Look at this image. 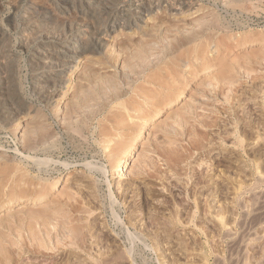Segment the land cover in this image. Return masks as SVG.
<instances>
[{"label":"rangeland","instance_id":"rangeland-1","mask_svg":"<svg viewBox=\"0 0 264 264\" xmlns=\"http://www.w3.org/2000/svg\"><path fill=\"white\" fill-rule=\"evenodd\" d=\"M34 1L0 0V264H263L264 0ZM68 28L102 40L72 73L55 65Z\"/></svg>","mask_w":264,"mask_h":264},{"label":"bare ground","instance_id":"bare-ground-1","mask_svg":"<svg viewBox=\"0 0 264 264\" xmlns=\"http://www.w3.org/2000/svg\"><path fill=\"white\" fill-rule=\"evenodd\" d=\"M34 1V0H33ZM37 0H35L34 2H36ZM46 1V0H45ZM52 1V0H51ZM74 1V0H73ZM77 1H79V0H77ZM85 1V0H84ZM83 1V2H84ZM103 2L104 0H94V3L95 2ZM106 1V0H105ZM109 1V0H108ZM113 1V0H112ZM170 1V0H169ZM87 2H89V1H87ZM93 2V1H92ZM107 2V1H106ZM110 2V1H109ZM134 2V1H133ZM142 2H144V1H142ZM168 2V1H167ZM171 2V1H170ZM175 2V1H174ZM180 2V1H179ZM47 3V2H46ZM50 3H52V2H50ZM49 3V4H50ZM67 3V2H66ZM75 3V2H74ZM77 3H80V2H77ZM108 3V2H107ZM110 3H112V2H110ZM118 3V2H117ZM181 3V2H180ZM21 4V3H20ZM43 4V3H42ZM53 4V3H52ZM51 4V6L54 8V6ZM65 4V3H64ZM68 4H70V3H68ZM83 4V3H82ZM91 4V3H90ZM98 4V3H97ZM106 4V3H105ZM121 4V3H120ZM145 4H146V2H145ZM187 4V3H186ZM38 5V4H37ZM70 5H72V4H70ZM84 5V4H83ZM82 5V6H83ZM96 5V4H95ZM112 5V4H111ZM110 5V6H111ZM136 5V4H135ZM134 5V6H135ZM148 5V4H147ZM152 5V4H151ZM155 5H157V4H155ZM172 5H174V4H172ZM177 5V4H176ZM39 6V5H38ZM49 6V5H48ZM65 6V5H64ZM69 6V5H68ZM90 6V5H89ZM116 6V5H115ZM138 6H140V5H138ZM154 6V5H153ZM163 6V5H162ZM165 6V5H164ZM175 6V5H174ZM182 6V5H181ZM180 6V7H181ZM184 6V5H183ZM35 7V6H34ZM39 7H41V6H39ZM43 7V6H42ZM69 7H71V6H69ZM75 7V6H74ZM73 7V8H74ZM93 7V6H92ZM99 7V6H98ZM112 7V6H111ZM117 7V6H116ZM121 7H122V4H121ZM147 7H149V6H147ZM152 7V6H151ZM178 7V6H177ZM38 8V7H37ZM51 8V7H50ZM52 8V9H53ZM60 8V7H59ZM88 9L89 10V7H85V9ZM105 8V7H104ZM107 8V7H106ZM142 8V7H141ZM154 8V7H153ZM49 9V8H48ZM66 9V8H65ZM75 9V8H74ZM73 9V11L75 12V10ZM80 9V8H79ZM99 9V10H98ZM97 10H93V13H91V14H93V15H91V18H90V20L92 19V16L96 19V20H101L99 23L100 24H104V26H107V27H109L110 26V29L114 26V22L113 21H110V18L108 17V13L106 14L105 13V10H100V8H98ZM110 9H112V8H110ZM113 9H114V6H113ZM152 9V8H151ZM28 10V9H27ZM27 10H26V12H27ZM34 10H36V7H35V9ZM43 10H44V8H43ZM47 10V9H46ZM50 10V9H49ZM62 10H64V9H62ZM68 10V9H67ZM108 10V9H107ZM146 10H147V8H146ZM155 10V9H154ZM171 10V9H170ZM172 10H174V8L172 9ZM175 10H177V9H175ZM174 10V11H175ZM37 11H41V13H42V9L41 10H37ZM61 11V10H60ZM69 12V13H74V12ZM148 11V10H147ZM33 12V11H32ZM52 12V11H51ZM56 12V11H55ZM65 12H67V11H65ZM65 12H63L64 13V15L65 14H67V13H65ZM79 12H81V10L79 11ZM86 12H88V11H86ZM109 12V11H108ZM113 12H115V11H113ZM128 12V11H127ZM137 12V11H136ZM30 13H31V11H30ZM40 13V12H39ZM38 13V14H39ZM56 13H58V12H56ZM61 13V12H60ZM68 13V14H69ZM110 13H111V11H110ZM141 13V12H140ZM151 13V12H150ZM150 13H149V15H150ZM184 13V12H183ZM13 14V13H12ZM26 14V13H25ZM24 14V15H25ZM53 14H55V13H53ZM118 14V13H117ZM146 14V13H145ZM44 15H45V13H44ZM47 15H48V12H47ZM75 15V14H74ZM80 15H81V13H80ZM84 15H86V14H84ZM84 15H83V17H84ZM113 15V14H112ZM114 15H115V13H114ZM131 15V14H130ZM174 15V14H173ZM176 15H177V13H176ZM175 15V16H176ZM180 15V14H179ZM35 16V14L33 15V17ZM37 16V15H36ZM40 16V15H39ZM43 16V15H42ZM48 16H50V15H48ZM57 16V15H56ZM66 16V15H65ZM88 16V15H87ZM123 16V15H122ZM133 16V15H132ZM140 16V15H139ZM55 17V16H54ZM62 17V16H61ZM117 17V16H116ZM125 17V16H124ZM146 17H147V15H146ZM22 18V17H21ZM40 18V17H39ZM74 18H76V20H77V18H79V16H74ZM73 18V19H74ZM82 18V17H81ZM93 18V19H94ZM112 18V17H111ZM114 18V17H113ZM174 18V17H173ZM60 19V18H59ZM62 19V18H61ZM67 19V18H66ZM68 19H70L69 18V16H68ZM67 19V20H68ZM72 19V18H71ZM80 19V18H79ZM84 19H86V17L84 18ZM87 19H89V17L87 18ZM116 19V18H115ZM129 19L130 18H128V21H129ZM138 19V18H137ZM176 19V18H175ZM36 20V19H35ZM35 20H33V21H35ZM44 20V19H43ZM42 20V21H43ZM46 20H47V18H46ZM54 20V19H53ZM56 20V19H55ZM123 20V19H122ZM121 20V21H122ZM124 20H126V19H124ZM19 21H20V19H19ZM38 21V20H37ZM37 21H35V22H37ZM51 21V20H50ZM69 21V20H68ZM71 21V20H70ZM74 20H72L71 22H73ZM79 21V20H78ZM81 21V20H80ZM86 21V20H85ZM92 21V20H91ZM95 21V20H94ZM93 21V22H94ZM117 21V20H116ZM23 22V21H22ZM31 22V21H30ZM29 22V23H30ZM54 22V21H53ZM58 22V21H57ZM63 22V21H62ZM102 22V23H101ZM225 22V21H224ZM234 22V21H233ZM33 23V22H32ZM45 23V22H44ZM46 23H47V21H46ZM50 23V22H49ZM49 23H47V25H49ZM52 23V22H51ZM65 23V22H64ZM80 23V22H79ZM82 23H83V21H82ZM86 23V22H85ZM131 23V22H130ZM53 24V23H52ZM87 24V23H86ZM86 24H84L82 27L84 28V26L86 25ZM90 24V23H89ZM95 24H97V23H95ZM95 24H93V25H95ZM122 24H123V22H122ZM122 24L120 25V26H122ZM235 24H237V23H235ZM24 25V24H23ZM34 25V24H33ZM54 25H55V22H54ZM53 25V26H54ZM56 25H58L57 23H56ZM55 25V26H56ZM68 25H69V23H68ZM74 25V24H73ZM72 25V26H73ZM142 25V24H141ZM21 26V25H20ZM44 26H45V28H46V24H44ZM52 26V28H55V27H53ZM90 26H92V25H90ZM90 26H89V28H90ZM103 26V27H104ZM22 27V26H21ZM24 27V26H23ZM38 27V26H37ZM93 28H94V26H92ZM91 27V28H92ZM98 27V26H97ZM123 27H124V25H123ZM132 27V26H131ZM227 27V26H226ZM226 27H224V28H226ZM39 28V27H38ZM48 28V27H47ZM51 28V29H52ZM73 28V27H72ZM81 28V27H80ZM130 28V27H129ZM223 28V27H222ZM223 28V29H224ZM228 28V27H227ZM235 28V27H234ZM18 29V28H17ZM29 29V28H28ZM50 29V28H49ZM48 29V30H49ZM67 29V28H66ZM66 29H64V30H66ZM77 29H78V27H77ZM85 29V28H84ZM119 29V28H118ZM121 29H123V28H121ZM121 29H120V31H121ZM239 29V28H238ZM45 30V29H44ZM55 30V29H54ZM68 30H69V28H68ZM67 30V31H68ZM90 30H92V29H90ZM94 30H97L98 31V29L95 27L94 28ZM105 30V29H104ZM104 30H102V31H104ZM113 30V29H112ZM228 30V29H227ZM5 31V30H4ZM3 31V32H4ZM20 31V30H19ZM26 31V30H25ZM31 31V30H30ZM46 31V30H45ZM62 31V30H61ZM80 31V30H79ZM84 31V30H83ZM89 31V30H88ZM88 31L86 32V33H88ZM117 31V30H116ZM119 31V32H120ZM129 31V30H128ZM131 31V30H130ZM20 32H23V31H20ZM41 31H38V33H40ZM47 32V31H46ZM46 32H41L40 33V37L42 38V39H45V40H49V41H51L52 43H54V42H56L57 43V45L58 44H60V41H61V39L63 38V36H61L62 34H58L59 33V30L57 31L56 30V32H57V35L56 34H54L55 36H53L52 34H51V32H50V34H48V33H46ZM53 32V31H52ZM55 32V31H54ZM64 32V31H63ZM85 32V31H84ZM92 32V31H91ZM96 32V31H95ZM122 32V31H121ZM5 33V32H4ZM24 33V32H23ZM22 33V34H23ZM26 33V32H25ZM30 33V32H29ZM35 33V32H34ZM61 33V32H60ZM65 33V32H64ZM70 34V36H69V34ZM93 33V32H92ZM97 33V32H96ZM116 33V32H115ZM114 33V35H117V34H115ZM127 33V32H126ZM1 34H3V33H1ZM28 34V33H27ZM66 34H68V36L69 37H71V38H69L70 40L68 41V44L66 45V46H63L62 44H61V47H59V49H58V51L59 52H57L58 53V57L60 58V60L61 61H58V63L59 64H55L56 65V67L59 69V70H64V72L66 71L67 72V69H71V67L73 68V65L75 64L74 63V61L76 60V58H78V57H81V55L83 54H85V53H87V52H89L90 53V55H91V52H90V50H99V48H101L102 46V43L100 44V42L102 41H99V39H96V41L94 42V43H90L91 45H92V47H93V49H91L90 48V50H89V48H88V46L86 45L88 42H87V40H88V38L87 39H85V41H83V39L82 38H80V36H79V34L76 32V31H72V29H70L69 30V32H66ZM83 34H85V33H83ZM94 34V33H93ZM99 34V33H98ZM102 34V33H101ZM4 35V34H3ZM2 35V36H3ZM6 35V34H5ZM26 35V34H25ZM110 35V34H109ZM23 36V35H22ZM27 36V35H26ZM38 36V37H39ZM85 36V35H84ZM88 36H90V35H88ZM97 36H99L100 37V35H97ZM101 36H103V35H101ZM105 36V35H104ZM0 37H1V35H0ZM3 37H5V36H3ZM35 37V36H34ZM39 37V38H40ZM93 37V36H92ZM98 37V38H99ZM109 37V36H108ZM114 37V36H113ZM112 37V38H113ZM27 38V37H26ZM65 38V37H64ZM63 38V39H64ZM96 38V37H95ZM105 38V37H104ZM103 38V39H104ZM3 39V38H2ZM28 39V38H27ZM27 39H25L26 41H28ZM36 39V38H35ZM91 39V38H90ZM89 39V40H90ZM102 39V38H101ZM109 39V38H108ZM1 40V39H0ZM7 40H8V38H7ZM22 40H24V39H22ZM32 40V39H31ZM44 40V41H45ZM65 40V39H64ZM95 40V39H94ZM43 41V40H42ZM92 41V40H91ZM90 41V42H91ZM103 41H105V40H103ZM107 41V40H106ZM114 41V40H113ZM31 42H33V41H31ZM84 42H87V43H84ZM2 43V42H1ZM55 43V44H56ZM65 43V42H64ZM104 43H106V42H104ZM40 44V43H39ZM38 44V45H39ZM45 44H47V43H45ZM50 44V43H49ZM89 44V43H88ZM89 44V45H90ZM107 44V43H106ZM2 45H3V43H2ZM32 45V44H31ZM53 45V44H52ZM105 45V44H104ZM22 46V45H21ZM36 46V45H35ZM41 46V45H40ZM48 46V45H47ZM59 46V45H58ZM106 47V45L105 46H103V48H105ZM24 48V47H23ZM26 48V47H25ZM48 48H49V46H48ZM53 48V47H52ZM42 49V48H41ZM47 49V48H46ZM45 49V50H46ZM11 50H13V49H11ZM37 50V49H36ZM44 50V49H43ZM52 50V49H51ZM55 50V49H54ZM93 50V51H94ZM32 51V50H31ZM55 51H57V50H55ZM39 52V51H38ZM37 51H36V53H38ZM52 52V51H51ZM99 52V51H98ZM10 53V52H9ZM27 53V52H26ZM46 53V52H45ZM48 53V52H47ZM89 53H87L86 55H89ZM94 53V52H93ZM96 53V52H95ZM8 54V53H7ZM32 54V53H31ZM35 53H33V55H34ZM49 54V53H48ZM52 54V53H51ZM98 54V53H97ZM32 55V56H33ZM38 55V54H37ZM83 55H82V57H83ZM52 56V55H51ZM11 57V56H10ZM8 55H6V56H2V57H0V65H1V58L2 59H9L10 58ZM14 57V56H13ZM31 57V56H30ZM38 57V56H37ZM89 57V56H88ZM93 57H94V54H93ZM34 58V57H33ZM46 58V57H45ZM84 58V57H83ZM90 59H91V57H89ZM32 59V58H31ZM40 59H41V57H40ZM80 59V58H79ZM85 59V58H84ZM83 59V60H84ZM88 59V58H87ZM86 59V60H87ZM45 60V59H44ZM58 60V59H57ZM56 60V61H57ZM4 62H5V60H3ZM50 61V60H49ZM52 61H54V60H52ZM78 61V60H77ZM80 62V61H79ZM82 62V61H81ZM38 63V62H37ZM37 63H36V66H37ZM44 63V62H43ZM46 63V62H45ZM49 63V62H48ZM54 63V62H53ZM57 63V62H56ZM74 63V64H73ZM78 63V62H77ZM76 63V64H77ZM10 64V63H9ZM80 65V64H79ZM39 66V65H38ZM41 66H43V64L41 65ZM40 66V67H41ZM77 66V65H76ZM1 67V66H0ZM15 67H16V64H15ZM44 67L46 68L47 67V69L49 68V66H48V64L46 65V64H44ZM51 67H54V65H51ZM80 67V66H79ZM1 69V68H0ZM42 69H43V67H42ZM50 69H52V68H50ZM46 70V69H45ZM54 70V69H53ZM39 71V70H38ZM50 71V70H49ZM26 72V71H25ZM32 72H34V71H32ZM47 72V71H46ZM55 72H56V70H55ZM69 72H71V70L69 71ZM42 73H43V71H42ZM41 73V74H42ZM52 73V72H51ZM50 73V74H51ZM68 73V72H67ZM72 73V72H71ZM38 74V73H37ZM46 74V73H45ZM48 74V73H47ZM70 74V73H69ZM44 75V74H43ZM53 75V74H52ZM55 75V74H54ZM64 75V74H63ZM38 76H39V74H38ZM47 76V75H46ZM56 76V75H55ZM42 77V76H41ZM59 77H61V76H59ZM37 78V77H36ZM53 78H55V77H53ZM65 78V77H64ZM69 78H71V77H69ZM73 78V77H72ZM35 79V78H34ZM41 79V78H40ZM45 79V77L42 79V80H44ZM48 79V78H47ZM51 79V78H50ZM57 79H58V77H57ZM77 79V78H76ZM59 80H60V78H59ZM61 80H63V79H61ZM65 80V79H64ZM68 80V79H67ZM36 81H37V79H36ZM45 81V80H44ZM54 81V80H53ZM17 82V81H16ZM34 82V81H33ZM38 82V81H37ZM48 82V81H47ZM8 83V79L6 78V76H4V74L3 73H1L0 72V85L1 86H3V85H6ZM35 83V82H34ZM38 83H40V82H38ZM44 83L45 82H43V83H41V84H43V86H44ZM51 82H49V84H50ZM10 84V83H9ZM16 84V83H15ZM36 84V83H35ZM41 84H39V85H41ZM47 84V83H46ZM46 84H45V86H46ZM48 84V85H49ZM53 84H55V86H56V84L57 83H53ZM53 84L51 83V85L53 86ZM61 85H62V83H60ZM59 84V85H60ZM39 85H38V87H39ZM60 85V86H61ZM13 86V85H12ZM24 86V85H23ZM37 86V85H36ZM35 86V87H36ZM63 86V85H62ZM65 86V85H64ZM63 86V87H64ZM2 88V87H1ZM14 89V88H13ZM1 90V89H0ZM8 90V89H7ZM11 90H12V88H11ZM36 91L38 90L37 88L35 89ZM58 90H60V89H58V87H54L53 89H48V87L46 86V87H44V88H40V90H38V92H36L37 93V95H38V97H40L44 102H46L47 103V105H49L50 106V104H48V103H50L53 99H54V97H55V100H56V96L58 95L57 93V91ZM10 91V90H9ZM8 91V92H9ZM33 91H34V88H33ZM68 91V90H67ZM72 91V90H71ZM12 92V91H11ZM18 92V91H17ZM35 92V91H34ZM7 93V92H6ZM5 93V94H6ZM13 93V92H12ZM61 93H62V91H61ZM14 94H15V91H14ZM14 94H13V96H14ZM63 94V93H62ZM8 95V94H7ZM11 95V94H10ZM61 95V94H60ZM65 95V94H64ZM9 96V95H8ZM59 96V95H58ZM4 97H5V95H4ZM11 97V96H10ZM16 97V96H15ZM14 98V97H13ZM20 98V97H19ZM35 98V97H34ZM62 98H64V97H62ZM0 99H2L1 97H0ZM6 99H7V97H6ZM5 99V100H6ZM12 99V98H11ZM72 99V98H71ZM41 100V101H42ZM3 101V100H2ZM8 101V100H7ZM11 101V100H10ZM13 101V100H12ZM9 102V101H8ZM21 102V101H20ZM37 102V101H36ZM53 102V101H52ZM65 102V101H64ZM2 103V102H1ZM0 103V104H1ZM14 103V102H13ZM12 103V105H14ZM19 103V102H18ZM58 103V102H57ZM3 104V103H2ZM9 104V103H8ZM16 104V103H15ZM7 105V104H6ZM10 105V104H9ZM44 105V104H43ZM15 106V105H14ZM17 107V106H16ZM1 108V107H0ZM5 108V110L3 111V113L1 114V116H3V118L2 119H5V121H6V118H9L10 117V115H13V114H15V110H14V108H11V110H10V108L8 109H6V107H4ZM20 108V107H19ZM54 108V107H53ZM51 109V108H50ZM2 110V109H1ZM24 110V109H23ZM18 115V114H17ZM15 116V115H14ZM11 118V117H10ZM1 119V118H0ZM14 119V118H13ZM16 119V118H15ZM1 121V120H0ZM3 121V120H2ZM8 121V120H7ZM12 122H14V121H12ZM4 125V124H3ZM61 127V126H60ZM70 127V126H69ZM62 128V127H61ZM65 128V127H64ZM115 128V127H114ZM70 130H74V129H70ZM108 130V129H107ZM50 131H52V130H50ZM67 131H69V130H67ZM77 131V130H76ZM70 133V132H69ZM59 134V133H58ZM67 134V133H66ZM72 134V133H71ZM75 134H77L76 132H75ZM74 134V135H75ZM64 135V134H63ZM78 135V134H77ZM79 136V135H78ZM70 138V137H69ZM68 139V138H67ZM71 140V139H70ZM69 139H68V141H70ZM73 140V139H72ZM77 140V139H76ZM81 140H82V138H81ZM57 141V140H56ZM22 142V141H21ZM38 143V142H37ZM78 143V142H77ZM30 144V143H29ZM28 145V144H27ZM33 145H34V143H33ZM25 146V145H24ZM32 146V145H31ZM81 147V146H80ZM0 148H2V147H0ZM23 148V147H22ZM27 149V148H26ZM48 149H50V148H48ZM65 149V148H64ZM134 149V148H133ZM50 151V150H49ZM66 151V150H65ZM132 149H128V153H127V155L125 156V158L123 157V161L121 162V164L119 165V166H117V168H116V170L114 171V173H117V172H120V171H123V169H125L129 164H130V162H131V160H132ZM21 155V154H20ZM28 157V156H27ZM25 159H26V157H24ZM31 159V158H30ZM47 159V158H46ZM47 161V160H46ZM51 161V160H50ZM53 161V160H52ZM34 162V161H33ZM38 162V161H37ZM54 162V161H53ZM61 163V162H60ZM41 164V163H40ZM57 164V163H56ZM36 165H38V164H36ZM93 165V164H92ZM54 166V165H53ZM93 166H96V165H93ZM7 167V166H6ZM100 167V166H99ZM87 169V168H86ZM92 169V168H91ZM48 170V169H47ZM95 170V169H94ZM64 171H66V170H64ZM42 172V171H41ZM50 172V171H49ZM258 172V171H257ZM43 173V172H42ZM258 174H259V172H258ZM260 175V174H259ZM259 175H257L258 177H259ZM40 176V175H39ZM261 176V175H260ZM263 176V175H262ZM261 176V177H262ZM257 177V178H258ZM256 178V179H257ZM254 180V179H253ZM258 180V179H257ZM38 181V180H37ZM41 181V180H40ZM22 182V181H21ZM256 183V180H255V182H254V184ZM254 184H252V186L254 185ZM251 185V184H250ZM249 184H248V186H250ZM247 188V187H246ZM38 190V189H37ZM250 190H251V196H252V194L254 195V198H253V196L252 197H249L250 199H254L253 200V208L254 209H251L250 210V208H248V210H250L249 212H251L252 210L253 211H255V213H258V214H260L261 216V218H263V216H264V178L262 177V178H260L259 180H258V182H257V184L255 185V187L254 188H250ZM249 190V191H250ZM41 191V190H40ZM43 191V190H42ZM42 191H41V193H42ZM245 191H248V189L246 190L245 189ZM237 193V192H236ZM242 193H244V191L242 192ZM39 194V196L40 197H42V195L44 196V194H40V193H38ZM40 197H37V199H39ZM248 197V196H247ZM246 197V198H247ZM244 198V197H243ZM59 199V198H58ZM248 200V199H247ZM37 201V200H36ZM241 201V200H240ZM243 201V200H242ZM244 201H245V199H244ZM35 202V201H34ZM246 202V201H245ZM248 202V201H247ZM247 202H246V204H247ZM250 203H251V200L249 201ZM64 203V202H63ZM240 203V202H239ZM243 203V202H242ZM241 203V204H242ZM251 203V204H252ZM237 204V203H236ZM243 205H245V204H243ZM61 206V205H60ZM240 206V205H239ZM68 207V206H67ZM70 207V206H69ZM68 207V208H69ZM244 207V206H243ZM241 208H242V206H241ZM4 209H5V207H4ZM3 210V209H2ZM60 210V209H59ZM63 210H65V209H63ZM240 210V209H239ZM243 210V209H242ZM245 210V209H244ZM246 210H247V208H246ZM249 212H247L248 214H249ZM68 213V212H67ZM71 213V212H70ZM242 213H244V212H242ZM248 214H247V216H248ZM252 214H254V213H252ZM258 214H257V216L255 215V217L253 216V218H255L256 220V222L261 226V224L260 223H262V222H258L259 220L257 219L259 216H258ZM65 215V214H64ZM240 215H242V214H240ZM245 215V214H244ZM250 215H251V213H250ZM249 215V216H250ZM67 216H69V214L67 215ZM50 217V216H49ZM66 217V216H65ZM70 217V216H69ZM240 217V216H239ZM251 217V216H250ZM243 218H244V216H243ZM252 218V217H251ZM251 218H248V220L250 219L251 220ZM246 219V218H245ZM264 219V218H263ZM262 219V220H263ZM71 220V219H70ZM239 220V219H238ZM247 220V219H246ZM240 221V220H239ZM264 221V220H263ZM256 222H254V223H256ZM240 223V222H239ZM237 224H238V222H237ZM249 224V223H248ZM252 225H253V223H252ZM255 225V224H254ZM237 226V225H236ZM250 226V225H249ZM259 226V227H260ZM241 227V226H240ZM254 227V226H253ZM228 228V227H227ZM245 228V227H244ZM250 229H251V227H250ZM259 229H261V227L259 228ZM226 230V229H225ZM224 230V231H225ZM262 230H264V228H262L261 229V231ZM249 231V230H248ZM251 231V230H250ZM253 231V230H252ZM229 232V231H228ZM230 232H232V231H230ZM245 232H247V230H245ZM254 233V232H253ZM264 233V232H263ZM263 233H262V235H263ZM243 234V233H242ZM241 234V235H242ZM252 234V233H251ZM246 235H249V234H245V236ZM254 235H256V234H254ZM253 235V236H254ZM68 236V235H67ZM237 237V236H236ZM242 237H244V235L242 236ZM241 236L239 237V238H242ZM248 237V236H247ZM255 237V236H254ZM230 238V237H229ZM250 238V237H249ZM248 238V239H249ZM263 238H264V236H263ZM247 239V238H246ZM257 239H259V238H257ZM261 239V238H260ZM241 240V239H240ZM239 240V241H240ZM242 240H243V238H242ZM250 240V239H249ZM253 240V239H252ZM264 240V239H263ZM243 241H245V240H243ZM233 242V241H232ZM248 242V241H247ZM250 242V241H249ZM241 244V243H240ZM243 244V243H242ZM247 244H249V243H247ZM241 247H242V245H240ZM245 246H246V243H245ZM243 249V248H242ZM247 249V248H246ZM245 249V250H246ZM264 250V249H263ZM241 251V250H240ZM243 251V250H242ZM241 251V252H242ZM263 254H264V251H263ZM263 254L261 255V257L263 256ZM231 255V254H230ZM242 256V255H241ZM237 257V256H236ZM236 259V258H235ZM239 259V258H238ZM260 259H262V260H264L263 259V257L262 258H260ZM259 259V260H260ZM236 261V260H235ZM261 262V261H260ZM262 263V262H261ZM258 264V263H257ZM263 264H264V262H263Z\"/></svg>","mask_w":264,"mask_h":264}]
</instances>
